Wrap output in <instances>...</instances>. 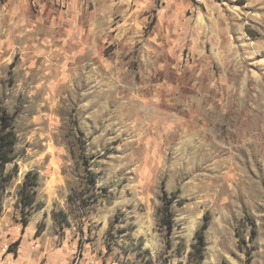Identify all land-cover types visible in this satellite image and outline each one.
Masks as SVG:
<instances>
[{
    "label": "rangeland",
    "instance_id": "rangeland-1",
    "mask_svg": "<svg viewBox=\"0 0 264 264\" xmlns=\"http://www.w3.org/2000/svg\"><path fill=\"white\" fill-rule=\"evenodd\" d=\"M2 109L1 264H264V0H0Z\"/></svg>",
    "mask_w": 264,
    "mask_h": 264
},
{
    "label": "trees",
    "instance_id": "trees-1",
    "mask_svg": "<svg viewBox=\"0 0 264 264\" xmlns=\"http://www.w3.org/2000/svg\"><path fill=\"white\" fill-rule=\"evenodd\" d=\"M15 115L7 111L6 109H2L0 112V196L2 192L5 190L8 183L13 178V174L11 172H7L6 167L8 163L14 162L15 155L14 150L17 141V133L15 131L14 125ZM16 167L17 164L15 163ZM28 173H33V176L36 177L37 173L29 171ZM29 176V174H27ZM34 184V183H33ZM27 185V181H24L23 188ZM35 191H32V196L29 200L22 201L24 205L32 204L35 201L34 197ZM25 195V194H24ZM178 197L177 192H172L170 195V199L163 198V216L162 223L168 228V232L171 231L173 226L172 220V210H171V202L174 201ZM209 224V215L206 213L205 219L199 229H197L195 233V243L193 245L194 251H202L204 249L206 243L205 237V229ZM42 232V227L39 226L36 230V236H38ZM15 244H19V240L15 242ZM201 257L203 254L200 255Z\"/></svg>",
    "mask_w": 264,
    "mask_h": 264
},
{
    "label": "built area",
    "instance_id": "built-area-1",
    "mask_svg": "<svg viewBox=\"0 0 264 264\" xmlns=\"http://www.w3.org/2000/svg\"><path fill=\"white\" fill-rule=\"evenodd\" d=\"M0 260H1V257H0Z\"/></svg>",
    "mask_w": 264,
    "mask_h": 264
},
{
    "label": "crops",
    "instance_id": "crops-1",
    "mask_svg": "<svg viewBox=\"0 0 264 264\" xmlns=\"http://www.w3.org/2000/svg\"><path fill=\"white\" fill-rule=\"evenodd\" d=\"M30 262V261H29ZM31 263V262H30ZM1 264V263H0Z\"/></svg>",
    "mask_w": 264,
    "mask_h": 264
}]
</instances>
